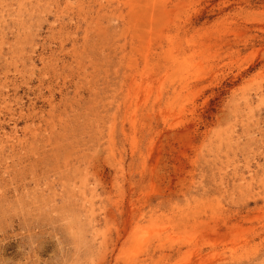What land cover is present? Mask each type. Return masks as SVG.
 Segmentation results:
<instances>
[{"label":"rangeland","instance_id":"374dc122","mask_svg":"<svg viewBox=\"0 0 264 264\" xmlns=\"http://www.w3.org/2000/svg\"><path fill=\"white\" fill-rule=\"evenodd\" d=\"M0 264H264V0H0Z\"/></svg>","mask_w":264,"mask_h":264}]
</instances>
